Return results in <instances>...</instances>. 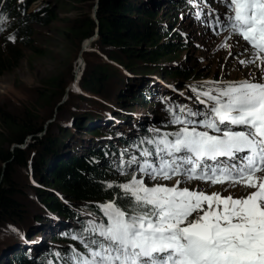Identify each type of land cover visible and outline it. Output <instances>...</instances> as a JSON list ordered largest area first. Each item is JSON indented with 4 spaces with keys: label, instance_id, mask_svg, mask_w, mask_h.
<instances>
[{
    "label": "snow or ice",
    "instance_id": "1",
    "mask_svg": "<svg viewBox=\"0 0 264 264\" xmlns=\"http://www.w3.org/2000/svg\"><path fill=\"white\" fill-rule=\"evenodd\" d=\"M223 3L216 27L251 52L240 63L264 64V0ZM6 19L0 16V25ZM197 98L204 110L167 109L178 129L146 139L154 151H140L142 162L131 157L129 165L138 167L130 175L121 169L126 183L107 185L120 189V202L101 205V220L71 237L86 251L73 249L67 264H264V175H258L264 174V82L229 83ZM145 176L183 180L149 186ZM191 180L239 186L247 194L180 187Z\"/></svg>",
    "mask_w": 264,
    "mask_h": 264
},
{
    "label": "rangeland",
    "instance_id": "2",
    "mask_svg": "<svg viewBox=\"0 0 264 264\" xmlns=\"http://www.w3.org/2000/svg\"><path fill=\"white\" fill-rule=\"evenodd\" d=\"M148 1L150 2V0ZM177 1L160 0L159 2H155L151 0L150 7L154 16L150 18V21L159 22L151 23L153 24L151 29L154 31L152 36L158 37L159 43L165 42L166 44L180 45L175 46L180 47V49H174L172 53L161 57L159 61L151 65L148 64L150 66L145 67L147 70L155 69L153 70L154 73L152 72V74L146 75V77L133 75L132 79L141 80L142 83L147 84L145 81L148 80L149 88L147 96L142 101L131 99V97L124 100L121 99L122 101H120V98L115 97L119 81L115 74L118 72L123 75L130 74L129 68L125 66L130 60V62H137L136 66L141 65L142 59L152 49L149 47L148 41L141 43L126 41L122 47L104 45L100 43V30L97 29L95 33V35L97 34L96 38L92 36L94 40L83 53L82 47L87 41H82L79 34L80 31H83V28H73L70 26V23L74 20L89 16L98 23L100 0H43L35 4V7L45 6L48 8L54 14V18L50 19L45 26L37 24L32 26V49H25L17 40L14 42L13 39L9 38L11 32H8V30L11 26V19H6L5 24L0 25L3 28V31H0V33H3L2 36L6 37L7 40L5 45L0 46V49L2 48L3 51L7 50L6 52L9 57L12 55V52H8L9 48L7 46H11L22 57L8 72L0 76V111H6L19 117L29 112L32 114V120L37 119L39 123H47L55 114L54 117L56 116V119L53 118L45 132L52 137L61 134L62 126L71 124L70 122L74 117L78 119L86 112H91L90 110L94 112L101 111L102 113L105 111L107 113L105 118H101V121L98 119L89 123L91 129L99 127L100 129L108 130V126L110 125L113 130L115 129V131L119 132L120 135L116 132L114 133L117 138L125 135L129 140H133L139 134V129L142 125L152 130L150 134L144 136L145 143L146 139L156 138L164 133L175 132L178 129L179 125L171 123L173 117L167 111V109L172 108L173 110H178L176 112L178 113L179 108L183 107L181 104L182 100L178 99V96H183V101L188 103L185 105L186 109L200 111L205 109V105L201 104L197 98V94L200 92L207 91L209 88L223 87L229 83H239L245 80L264 82V71H262L264 64H260L259 62L257 64L240 63L242 60L248 61L251 58V52L244 51V48L247 46L237 36H232L224 28L222 33H215L213 29H218L216 26L210 25V27H207V24L202 25L199 22L198 18L202 17L201 14H203L205 9L208 12H212L214 9L224 17L226 8L223 0H214V2L206 0L205 2L209 8L198 6L197 2L191 5L192 0H185V2H183L184 0H180L181 3ZM2 9L0 5V16L6 17L8 13L4 12V10L2 11ZM216 11H213V14H216ZM125 16L142 20L136 13L125 14ZM164 32H169L170 37L161 39V35ZM175 34L174 38L173 35ZM35 49L40 53L36 52ZM86 52L89 54L85 55ZM81 54H83V61L80 64L81 60L79 61V58ZM102 64L109 65L108 69L111 73L107 77L106 87L104 88L103 86L106 81L101 85L103 93L95 94L93 91L90 92L91 90L89 89H81L87 67L91 65L102 66ZM180 67H188L192 71L191 79L183 80L179 77L167 78L165 76L166 79L162 77L166 74V71L175 72ZM70 82L69 87L68 84ZM130 84L131 88L135 85L133 82H130ZM133 89L135 90V88ZM193 89L196 91H193ZM82 91L86 93L84 96L81 93ZM52 93L54 95H51ZM92 93L95 96H92ZM126 94L122 95L127 97ZM200 99L206 98L201 96ZM124 101L128 102L124 103ZM115 102L120 103L118 108L112 106ZM114 109L118 112L117 116H114V111L111 112ZM129 110L135 114V117L126 118L123 116L122 113ZM108 116L118 118L117 120L115 119L116 124H113L110 119L107 121ZM96 137H98L97 134L86 135L83 130H78L68 140V144L66 145L67 151L74 149L78 145L80 148L76 149L77 153L85 154L90 146V140H97ZM37 144L33 138L27 140V143L22 146L25 147L27 145L26 149H28L32 145V149L28 154L29 162H27L26 166L12 167L15 170V182L23 192L20 197L22 207L24 210H28V212L33 206L37 205L36 193L31 187L34 180L31 172L32 166L38 157L37 153L41 151V148ZM145 145L147 144L145 143ZM151 147L154 151V147ZM130 149L133 152L141 151L140 146L136 144L130 145ZM123 160L126 161L124 158ZM127 160L129 162L130 159L128 158ZM128 162L110 171L111 174L108 176L107 184H122L127 182L128 176L121 174V169L130 175L133 169L138 167L136 164L129 165ZM137 178H139L138 173ZM144 179L145 183L149 186L156 183L171 186L175 183L176 179L183 180L179 176L174 177L172 180L154 181L147 176ZM180 187L204 191L209 194L219 192L223 196L231 194L236 197L247 194L239 186L229 187L228 184L219 186L209 183L205 184L204 182L200 183L195 180L184 181ZM53 194L62 199L65 204H72L58 189H55ZM26 210L24 211L25 213ZM34 213L32 212L31 214ZM84 218L92 219L88 214ZM58 222L57 225L52 224L54 225L52 229L48 228V224L44 225V228L42 227L43 229L41 230H48L42 231L41 241L43 248L34 252L35 256H39L42 252L45 253L50 249L46 247H69L64 240L58 239V237L67 227L75 229L77 225L73 221L69 226H65L60 222L59 224ZM28 224L29 221L26 226ZM6 227L12 228L10 224H7ZM14 231L16 230H13L11 234H8L7 231L5 233L4 231L3 233L0 232V246L9 239V242L14 239L18 240L16 246L20 243L23 238L20 239L19 234L14 233ZM78 244L83 246L79 241ZM79 245H76V247L78 248ZM16 246L13 251L18 252L19 249ZM26 249L27 247L23 250L20 249V251L24 252ZM11 251L12 249L8 253ZM83 251L86 250L83 248ZM67 262L68 259L64 264H67Z\"/></svg>",
    "mask_w": 264,
    "mask_h": 264
},
{
    "label": "trees",
    "instance_id": "3",
    "mask_svg": "<svg viewBox=\"0 0 264 264\" xmlns=\"http://www.w3.org/2000/svg\"><path fill=\"white\" fill-rule=\"evenodd\" d=\"M41 1L43 0H1L0 2L1 8L11 17V26L8 30L11 32L9 38H13L14 42L17 40L25 49H32V26L36 24L45 26L50 19L54 18V14L45 6L35 7V4ZM154 1L159 2L160 0ZM150 3L151 0L150 2L148 0H100L98 23L92 20L90 16L76 19L70 23L73 28H83V31L79 32L82 41L94 36L97 29L100 30V43L104 45L122 47L126 41L138 43L148 41L149 47L152 49L142 59L141 65L136 66L137 62H130L131 60L125 64L126 68H129L131 76L119 72L118 75L115 74L119 80L115 97L120 98V101L128 97L140 101L146 99L149 88L148 80L145 81L147 82L145 84L141 80L132 79V75L146 77V75L152 74L155 69L147 70L146 66L159 61L161 57L172 53L174 49H180V47H175L180 45L159 43L158 37L152 36L154 31L151 29L153 26L151 23L158 21H150V18L154 16ZM131 13H136L142 20L125 16V14ZM173 36L175 38L176 34ZM164 37L169 38L170 33L164 32L161 39ZM6 40V37L1 36L0 46L5 45ZM7 47L9 48L8 52H12V55L8 57L7 50L0 49V76L8 72L22 57L11 46ZM35 51L40 53L36 49ZM87 54L89 53L86 52L85 55ZM108 66L102 64V66L91 65L87 67L81 89H89L96 92L95 94L103 93L101 85L104 84V81H106L103 85L104 88L107 85V77L110 73ZM166 74L162 77H179L183 80H189L192 77V71L188 67H180L175 72L166 71ZM130 82L135 83L133 87L135 90L131 88ZM83 92L81 93L84 96L86 93ZM124 93H127V97L122 95ZM127 102L124 101V103ZM115 104L112 106L118 108L120 105L117 102ZM90 111L78 119L74 117L70 122L71 124L62 126L61 134L56 137L44 133V123H39L34 118L32 120V114L29 112L19 117L6 111H0L1 233L7 231L8 234H11L13 230H16L14 233L19 234L20 239L31 237L33 234L41 232L40 229L44 223H49L50 217L47 211L57 213L67 221H77L83 230L87 226L85 224L90 222V220H85L86 214L101 219L103 216L100 211L101 205L111 200L120 202L119 196L122 195L120 189L108 188L107 181L109 174H111L110 171L114 169L113 165L117 164L118 158L128 155V147L131 143L125 139H114L115 142H113V136L103 140L102 134L104 132L100 128L91 129L89 123L98 119L100 121L101 118H105L107 113L105 111L103 113ZM113 111L114 114L117 113L116 109L111 112ZM78 130H83L86 134H97V140L100 139L101 141L97 142L94 138V140H90V146L85 154L77 153L76 149L80 148L78 145L67 151L68 140ZM105 135L107 134L105 133ZM31 137L41 148L31 171L34 178L31 187L36 193L37 205L33 206L32 204L33 208L29 212L25 209V213L20 201L23 192L15 182V170L12 167L26 166L29 162L28 154L32 145L28 149H22L20 146L26 144L28 138ZM113 185H118V183ZM55 189H58L72 204H65L62 199L53 194ZM32 212L35 213L31 214ZM28 221L29 224L26 226ZM7 224H10L12 228H7ZM23 239L18 245L25 247L27 243ZM9 240L4 241L3 247L0 246V264H46L45 256H51L43 253L42 256L28 257L26 252L13 251L18 240L14 239L11 242ZM18 245L16 246L17 249ZM10 249L12 251L8 253ZM26 251L31 253L30 248Z\"/></svg>",
    "mask_w": 264,
    "mask_h": 264
},
{
    "label": "water",
    "instance_id": "4",
    "mask_svg": "<svg viewBox=\"0 0 264 264\" xmlns=\"http://www.w3.org/2000/svg\"><path fill=\"white\" fill-rule=\"evenodd\" d=\"M98 32H99V31H98ZM96 35H97V34H96ZM96 35H94L93 37L96 38ZM93 37H92V38L90 37L89 39H87V41L83 44V47H82V50H83L82 52H83V53H84L85 50H87V46H89V44L94 40ZM82 55H83V54H81V55H80V58H79V61L81 60V61H80V64H81V62L83 61V60H82V59H83ZM79 66H80V65H79ZM70 84H71V82L68 84L69 87H70ZM67 88H68V87H67ZM54 115H55V114H54ZM54 115H53V118L56 117V116L54 117ZM56 115H57V114H56ZM53 118L51 117V118H50L51 120H48L47 123H44V129H45V132H46V130L48 129L47 127H48V125L51 123V121L53 120ZM55 119H56V118H55ZM45 132H44V133H45ZM44 133H43V134H44ZM39 136L41 137L42 135H39ZM31 138H32V137H31ZM31 138H28V140H30ZM26 147H27V145H26L25 147H24V146H20V148H22V149H26Z\"/></svg>",
    "mask_w": 264,
    "mask_h": 264
},
{
    "label": "bare ground",
    "instance_id": "5",
    "mask_svg": "<svg viewBox=\"0 0 264 264\" xmlns=\"http://www.w3.org/2000/svg\"><path fill=\"white\" fill-rule=\"evenodd\" d=\"M207 27H210V24L207 26ZM220 31H221V28H218L217 29V31H216V33H220ZM147 79V78H146ZM97 85V84H96ZM108 88V87H107ZM101 91V90H100ZM90 92H92V91H90ZM94 92V91H93ZM99 92V91H98ZM96 93V92H95ZM100 93V92H99ZM92 96H95V94H91ZM79 129V128H78ZM87 240V239H86ZM83 246H79L77 249H76V251H78V252H81V253H83ZM73 253V252H72ZM72 255V254H71Z\"/></svg>",
    "mask_w": 264,
    "mask_h": 264
}]
</instances>
